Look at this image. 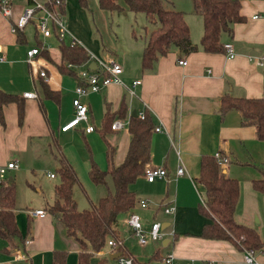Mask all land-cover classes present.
<instances>
[{
	"label": "crops",
	"instance_id": "crops-1",
	"mask_svg": "<svg viewBox=\"0 0 264 264\" xmlns=\"http://www.w3.org/2000/svg\"><path fill=\"white\" fill-rule=\"evenodd\" d=\"M89 1L86 0L83 7H87ZM239 1L240 13L244 15V19L233 23L231 34L221 33L222 42H232L235 51L233 56H227L223 50L207 51L201 47L199 38L203 25L199 13V29L194 32L188 22L192 39L198 43V48L184 52L178 47H172L167 53L160 55L149 68L142 67L141 57L145 45L142 38L139 51L135 54L128 52L123 57L103 44L100 49L105 51L103 56L115 55L123 63L120 75L124 82L112 81L98 91H88L81 95L82 100L89 105V121L95 125L90 131L85 130V120L67 129L61 128L74 115L75 87L82 80L75 73L61 68L63 61L59 44L55 49L49 48L51 57L39 54L37 61H28L27 49L33 44L28 43L26 27L25 41H19L17 32L11 27L14 18L22 11L21 5L15 3L10 18L0 12V47L4 55L0 59V91L17 93L24 101L22 117L16 101L3 103L0 112V164L10 159H16L19 163L18 167L9 169V178L16 181L13 175L18 169L34 172L37 168L46 167L49 181L57 175L59 177L57 182H53L54 192L55 184L61 180L57 170V157L62 153L75 168L80 179L79 184L85 189L82 179L87 185L90 184L87 172L91 168V161L101 168H107L108 143L115 146L113 160L116 164L125 158L129 147L128 125L124 127L126 129H108L102 135L101 127L107 106L113 111L117 110L124 100L127 103V114L124 117L129 112L132 115L133 109L138 111L147 108L155 125L161 126L159 130L153 129L149 163L165 166L168 176L149 181L140 174L138 177L141 179L130 184L137 193L134 208L142 214L143 222L148 226L152 219L159 217L161 211L164 212L161 203L173 201L176 204L175 212L164 213L167 215L164 220L170 229H174V234L169 242L161 244L166 245L164 253L162 246L154 244L148 249L147 258H144L131 248V243L137 244L138 241L126 229V212H122L116 228L119 236L123 238L125 248L143 260L150 258L158 249L160 256L152 259L151 264L162 259L168 251L174 252L172 264H244L242 249L231 240L200 235L203 224L209 218L199 209L203 201L201 198L198 202V197L200 199L201 196L199 186L202 184L197 179L201 155L222 151L229 157L222 168L223 172L237 178L239 182L240 193L235 213L243 215L240 204L244 202L245 189L248 188L246 193L252 194L257 201L260 196H264V192L251 185L252 178L264 174V139L257 137L256 124L243 122L241 112L235 107L222 112L218 110L224 92L235 96L264 95L263 66L255 60H264V0ZM91 4L96 8L100 6L99 0H91ZM67 11L66 0L64 19ZM77 28L80 29V26ZM34 35L38 40L35 33ZM82 35L83 32L77 35L81 41ZM84 46L90 52L101 55ZM180 57H186L187 63H179ZM40 69H45L46 75H41ZM137 77L141 78V83L135 86L136 94L131 95L128 85ZM44 82L49 84L52 92L45 90ZM26 90H34L38 95L25 96L23 93ZM116 132L120 133L119 136H110ZM98 134L105 141H100ZM95 143L100 148H95ZM180 164L184 165L185 171L177 174ZM50 171H54L56 175L50 176ZM91 180L93 181L92 178ZM108 181L112 184L110 175ZM165 184L167 188L163 189ZM170 184L172 185L169 186ZM37 189L41 191V185ZM105 193L104 189L95 200L90 201V206ZM141 198L151 200L152 203L142 207L138 202ZM44 201L36 207L22 209L17 205L16 194V218L25 239L29 238L30 241L24 240L22 244L20 242L17 247H13L15 242L20 241L19 237L8 239L0 236V264H52L53 249L56 247L68 249L67 259L69 258L71 264H78L79 241L68 233L63 220L47 209L49 201ZM34 208H43L47 212L43 216L33 215L30 210ZM239 221L245 223L244 219ZM247 223L254 226V223ZM263 248L264 245L260 249ZM107 250L106 245L97 250L92 257V264H97L99 257L107 254ZM116 263L125 264L117 259Z\"/></svg>",
	"mask_w": 264,
	"mask_h": 264
},
{
	"label": "trees",
	"instance_id": "trees-1",
	"mask_svg": "<svg viewBox=\"0 0 264 264\" xmlns=\"http://www.w3.org/2000/svg\"><path fill=\"white\" fill-rule=\"evenodd\" d=\"M86 5V0H80ZM101 8L109 13L114 11L144 12L146 24L144 33L140 36L145 45L141 62L143 68H149L162 54L167 53L172 47H178L184 52H190L198 48L191 36L190 25L186 14L182 10L166 8L164 0H99ZM194 11L202 17V33L199 43L204 50H223L221 33H232L235 21L244 19L240 13L239 0H193ZM64 10V6L62 8ZM134 35H138L133 31ZM17 39L25 41L24 30H17ZM40 53L51 57L49 48L41 44ZM62 52V61L67 58L75 62H81L89 57V50L82 44L70 45L64 41L59 42ZM64 63V62H62ZM61 68L70 73L72 69L64 64ZM264 71V65H263ZM47 92H52L47 82H44ZM7 101H16L20 117L24 113V101L20 95L13 92L0 91V112L2 104ZM230 107L237 108L245 123L256 124V134L264 139V95L260 96H235L228 92L221 95L219 111ZM127 114V103L123 100L117 110H111L107 106L103 116L102 135L108 129H112L111 122L117 116ZM155 123L148 109L145 116L131 115L128 125L130 142L125 158L118 164L113 160L115 146L108 143L107 168H101L92 161L89 170L90 176L96 183L108 185V192L101 195L90 207L80 209L73 194L76 183H80L79 176L73 165L62 153L57 157V167L60 182L54 186V199L48 202L46 207L53 214L59 216L66 224L69 234L76 237L80 244L78 264H92V257L97 250L106 244L110 236H119L116 225L122 212L133 208L137 202V193L130 187L140 174H143L145 166L151 158V140ZM108 175L111 176L113 189L109 186ZM205 192L204 204H200V212L209 218L200 231V235L212 238H226L231 240L239 248L241 246L252 249L261 248L264 239L257 229L235 218V208L239 198L240 188L238 179L226 175L219 169L218 161L214 154L203 153L200 157V168L197 177ZM251 185L254 189L264 192V174L252 178ZM16 184L14 179H8L7 183L0 184V236L13 239L19 237L13 247L25 240L19 227L15 214ZM241 237V245L233 239ZM67 249L56 247L53 249L52 264H67ZM121 252L132 256L131 264H151V260L160 256L156 249L148 259H140L123 246ZM109 254H105L97 260V264H105Z\"/></svg>",
	"mask_w": 264,
	"mask_h": 264
},
{
	"label": "built area",
	"instance_id": "built-area-1",
	"mask_svg": "<svg viewBox=\"0 0 264 264\" xmlns=\"http://www.w3.org/2000/svg\"><path fill=\"white\" fill-rule=\"evenodd\" d=\"M18 0H0V12L7 16L12 17L15 3ZM21 5L22 11L18 14L12 23V30L18 29L24 30L28 23H31L34 27V33L41 39V44L47 46L44 39L49 36H56L60 41H64L70 45L82 44L81 39L73 33V31L66 24L63 17V6H65L66 0H23ZM41 47L39 45H33L27 49L26 59L30 62L37 61ZM223 51L227 56H233L235 51L231 41L223 42ZM89 57L81 62H75L70 59H63L64 64L72 69L74 73L82 80L76 87V96L73 98V104L75 107L74 115L71 119L66 121L61 128L67 129L81 120L86 121L85 130L90 131L95 128V125L89 121V105L83 101L81 95L88 91H98L112 81L124 82L121 77L123 71V63L115 55L101 56L89 51ZM4 58L1 53L0 47V59ZM91 60H95V67L90 65ZM257 64L264 65V60L261 58L255 59ZM179 63H187L186 57H180ZM209 70V68H208ZM41 75H46L45 69H40ZM141 83V78L137 77L132 79L131 85H128V89L131 95L136 94L135 86ZM25 96L36 97L38 94L34 90H26L23 93ZM137 113L141 117L145 116V110H138ZM131 112L126 117L117 116L111 122L113 129H121L129 125ZM155 129H161L159 124L155 125ZM218 161V167L222 170L225 163L228 161V154L222 151L214 153ZM19 163L16 159H10L6 163L0 164V184L7 183V172L10 168L18 167ZM185 171L184 165L180 164L177 167L176 173L182 174ZM50 176H55L54 171L48 172ZM143 175L149 181H153L156 178H167V168L163 165H156L148 163L143 171ZM142 207L148 206L149 201L145 198H141L139 201ZM204 204V201H202ZM161 208L165 213L172 214L175 212L176 204L172 202L161 203ZM47 212L43 208H34L30 210L33 215L43 216ZM126 229L130 233L134 234L138 243L145 245L150 241H159L163 244L165 238L172 239L174 229H170L168 224L163 225V220L154 218L150 221L148 226L143 222L142 214L134 207L126 211L124 218ZM30 239L26 238L25 242H29ZM168 241V242H169ZM108 246L107 254L111 252L121 251L124 246V241L119 236H110L106 240ZM243 252L244 264H264V260H260L255 256L254 249L250 247L241 246ZM174 258V252L168 251L163 255L162 260L164 264H172ZM116 259L125 264H131L132 256L121 252Z\"/></svg>",
	"mask_w": 264,
	"mask_h": 264
},
{
	"label": "rangeland",
	"instance_id": "rangeland-1",
	"mask_svg": "<svg viewBox=\"0 0 264 264\" xmlns=\"http://www.w3.org/2000/svg\"><path fill=\"white\" fill-rule=\"evenodd\" d=\"M16 3L18 6H20L24 3V1L18 0L16 1ZM81 5L82 3H80L79 0H67L68 11L64 20L75 34L78 35L83 32L82 37L84 45L90 47L92 51H95L102 56L103 54H105V51L100 50L103 44L122 57L128 54V52H130V54H135L137 53V51H139L140 44L142 43L140 34L144 33V25L147 22L144 12H135L128 10L123 12L114 11L113 13H109L108 11H103L99 5L97 8L93 7L91 4V0L89 1L87 7H83V5ZM164 5L166 8L184 11L187 15L186 17L188 19V22L191 24L194 32L199 29L201 20L199 14L194 11L193 0H164ZM70 21H72V23ZM77 26H80V29H78ZM133 31H136L138 35H134ZM26 33L28 43L30 45L38 44V40L34 35V30L31 23H28L26 25ZM44 41L47 44L48 48L55 49L59 44V39L56 36L48 37L44 39ZM129 61H131V55ZM119 134V132H116L115 134H110V136H119ZM107 135V137L109 138V133ZM98 137L100 141H105V138L102 137L101 134H98ZM93 145L95 148H100L98 143H95ZM85 148L88 150L87 145L85 146ZM95 148L94 150H98ZM95 152L99 153V151ZM9 171L10 170H8L7 172V179H9L10 177ZM46 171V167L37 168L34 172H30L27 169L16 170V173L13 176H15L16 180L17 205L22 209H27L30 207L33 208L40 205V203L44 201V196H46L45 201H53V182H57L59 177L57 175V177L55 178H50L51 180L49 181V177L47 176ZM87 175L89 177V185H87L82 179V183L85 186V189L79 183L74 186V196L78 201V207L80 209L89 207L90 201L95 200L104 191V189L106 190V193L108 192L107 184H96L91 180L88 172ZM137 179L139 180L141 178L138 177ZM108 183L109 186L113 189L111 182L108 181ZM32 184H34V186ZM38 185H41V191L37 189ZM171 185L172 184H170L169 186ZM199 187L201 196L200 199L198 197V202L199 200H201V198L203 200L205 196L203 186L200 185ZM166 188L167 185L165 184L163 189ZM245 190L246 191H244L243 193L244 202L243 204H240L242 205L243 215L242 213L239 214L238 212V214L235 213L234 216L239 220L244 219L245 223H254V227L257 229L260 236L264 239V196H260L258 198L259 201H257L256 197H254L252 194L248 195L246 193L248 188ZM149 203H152V201L150 200ZM164 213L165 212L161 211L158 217L163 221H165L164 218H166L165 216H167ZM119 237L121 238V236ZM233 239L236 240L239 245H241L242 241L239 240L241 239L240 235L234 236ZM131 244H133V246L131 247L132 250L139 252L140 256L144 258H147L146 253L148 252V249L151 245L155 244V246H162L159 241H150V245L146 246H140L138 243L135 244V242H132ZM165 247L166 245H163L161 248L163 253L165 252ZM254 253L258 259L264 260V248L254 249ZM106 263L117 264L116 258L108 257L105 264ZM153 263L164 264L162 259L155 260L153 261ZM67 264H71V262H69V258L67 259ZM73 264L77 263L74 262Z\"/></svg>",
	"mask_w": 264,
	"mask_h": 264
},
{
	"label": "water",
	"instance_id": "water-1",
	"mask_svg": "<svg viewBox=\"0 0 264 264\" xmlns=\"http://www.w3.org/2000/svg\"><path fill=\"white\" fill-rule=\"evenodd\" d=\"M95 64H96V61L95 60H91L90 65L92 67H95ZM132 114L133 115L138 114L137 113V110L136 109H133L132 110ZM166 224H167V221H163V225H166ZM168 241H169V238H165L164 241H163V243L166 244ZM120 253H121V251L111 252V253H109V257L110 258H116Z\"/></svg>",
	"mask_w": 264,
	"mask_h": 264
}]
</instances>
